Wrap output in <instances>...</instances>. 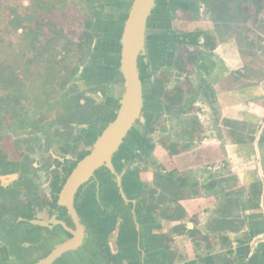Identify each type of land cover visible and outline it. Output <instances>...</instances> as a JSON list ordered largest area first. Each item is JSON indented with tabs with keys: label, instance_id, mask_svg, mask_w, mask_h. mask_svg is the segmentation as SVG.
Here are the masks:
<instances>
[{
	"label": "flooded vegetation",
	"instance_id": "flooded-vegetation-1",
	"mask_svg": "<svg viewBox=\"0 0 264 264\" xmlns=\"http://www.w3.org/2000/svg\"><path fill=\"white\" fill-rule=\"evenodd\" d=\"M98 1H86L97 16L85 23L82 68L74 72L85 85L66 94L59 122L18 136L0 154V264H39L75 240L52 264L88 256L91 264H146V212L166 210L174 223L168 242L194 239L196 219L185 220L192 201L208 202L199 210L222 227L237 221L229 233L238 237V264H264V42L256 39L263 34L260 25L255 30V0H156L138 58L140 117L111 163L77 190V221L60 205L126 93L120 39L134 0L117 8ZM257 1L259 10L264 0ZM238 22L246 33L231 29ZM244 34L252 38L246 44ZM114 37L116 45L105 43ZM229 40L238 41L245 65L225 73L226 62L215 57Z\"/></svg>",
	"mask_w": 264,
	"mask_h": 264
},
{
	"label": "rangeland",
	"instance_id": "rangeland-1",
	"mask_svg": "<svg viewBox=\"0 0 264 264\" xmlns=\"http://www.w3.org/2000/svg\"><path fill=\"white\" fill-rule=\"evenodd\" d=\"M86 1L0 0L1 155L15 145L18 136L59 122L66 94L85 85L78 81L80 73L74 72L82 68L79 44L85 42V23L97 16L96 6ZM99 3L104 5V0ZM258 7L255 0V30L260 25L263 34L256 39L262 47L264 7ZM246 28L244 22L231 27L240 35L246 33ZM242 39L246 44L252 38L244 34ZM111 41L105 43L110 45ZM21 153L19 149L15 152L18 158Z\"/></svg>",
	"mask_w": 264,
	"mask_h": 264
},
{
	"label": "crops",
	"instance_id": "crops-1",
	"mask_svg": "<svg viewBox=\"0 0 264 264\" xmlns=\"http://www.w3.org/2000/svg\"><path fill=\"white\" fill-rule=\"evenodd\" d=\"M113 1V6L116 8L119 5L128 6L130 3V0ZM117 23L118 30H122L120 22ZM116 40L118 41L119 38H112V43L115 45L117 43ZM163 41H166V39ZM219 46L220 48L216 51L218 57L215 58L218 64L220 59L226 62L225 73L244 67L245 60L241 55L243 50L238 41L229 40ZM152 47H155L154 44ZM152 57L155 59V52H152ZM207 205L209 204L206 201H192L185 204L188 209L186 210L185 220H190L192 216L196 219L198 237L191 239L187 236H174L171 242H168L166 238L171 234L174 223L169 218L166 210L156 211V214L153 215L154 217L150 216L151 213L146 212L147 217L144 221L143 219L141 221L142 224L144 223L145 248L149 250L146 254V264H238V259L242 255L237 251L235 245V241H238V237L234 235L238 225L237 221L231 222L230 226L229 222L226 221L223 227L220 226L217 222L212 221L208 210H199L200 207L204 208ZM192 207L196 210H192ZM231 228H234L233 233H229ZM153 232L155 233L154 240L150 241L151 236L149 234ZM89 252L90 250L84 255L87 256ZM91 263L92 259L88 256L87 261L81 260L74 264ZM131 264H137V262L132 261Z\"/></svg>",
	"mask_w": 264,
	"mask_h": 264
},
{
	"label": "water",
	"instance_id": "water-1",
	"mask_svg": "<svg viewBox=\"0 0 264 264\" xmlns=\"http://www.w3.org/2000/svg\"><path fill=\"white\" fill-rule=\"evenodd\" d=\"M155 2L156 0H134L133 2L123 37L120 39L122 47L121 72L126 80V93L121 102L119 117L98 141L94 153L74 172L61 196L60 205L66 206L76 221L74 196L77 190L88 181L98 167L111 163V155L120 146L127 132L140 117L143 95L138 58L145 52L146 27L156 6ZM77 243L78 241L75 240L63 245L47 260L39 264H52L59 255L75 248Z\"/></svg>",
	"mask_w": 264,
	"mask_h": 264
}]
</instances>
